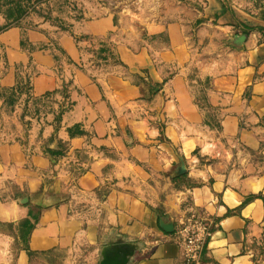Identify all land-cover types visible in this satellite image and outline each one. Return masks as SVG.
Listing matches in <instances>:
<instances>
[{
    "label": "crops",
    "instance_id": "0c3cea01",
    "mask_svg": "<svg viewBox=\"0 0 264 264\" xmlns=\"http://www.w3.org/2000/svg\"><path fill=\"white\" fill-rule=\"evenodd\" d=\"M123 1L0 32V90L29 74L41 108L25 141L0 140V264H98L117 245L128 264H264V0ZM100 41L127 71L92 68ZM190 205L211 231L198 263L175 232Z\"/></svg>",
    "mask_w": 264,
    "mask_h": 264
},
{
    "label": "rangeland",
    "instance_id": "374dc122",
    "mask_svg": "<svg viewBox=\"0 0 264 264\" xmlns=\"http://www.w3.org/2000/svg\"><path fill=\"white\" fill-rule=\"evenodd\" d=\"M76 1L78 0H50L48 2H43L36 5V8L30 7L27 13V16L22 21V25L24 27H32L37 25L40 21L49 22L52 26L59 27V20L63 19L67 23L80 13L78 11ZM134 0H127L121 3L122 7H127L132 4ZM160 0H154V4H157ZM136 2V1H134ZM140 2V5L143 1ZM75 5V6H74ZM33 8V9H32ZM45 17H49V19L45 20ZM7 25L6 18L3 12L0 10V32ZM1 58V53H0ZM92 68L106 71L114 66L107 67H99L98 65L92 64ZM1 59H0V73H1ZM25 96L26 98H23ZM7 97L14 98V102L12 105L9 104L8 101H5ZM31 97H28L26 94H6L2 90H0V140H21L25 141V138L28 137L29 129H30V117L34 113H39L38 109H41L37 103H32L30 100ZM43 109V107H42ZM12 226L7 224H0V231L2 230H11ZM64 254L59 252L57 253V257L53 260L49 258H40L34 259L32 264H65L64 263Z\"/></svg>",
    "mask_w": 264,
    "mask_h": 264
},
{
    "label": "trees",
    "instance_id": "16d2710c",
    "mask_svg": "<svg viewBox=\"0 0 264 264\" xmlns=\"http://www.w3.org/2000/svg\"><path fill=\"white\" fill-rule=\"evenodd\" d=\"M50 0H0V10L3 12L7 25L3 28L2 31L11 28V27H22L25 28L22 25V21L27 16V13L29 11L30 7L36 8V5L48 2ZM32 8V9H33ZM76 19L82 18V15L80 13L75 15ZM49 19V17H45V20ZM59 27L61 30H68L71 27V23H67L65 20L61 19L59 20ZM89 61L92 62L94 65H98L99 67H107V66H120L124 69V71H127V66L120 60L117 53L114 52L112 44L107 41H100L96 47H91L89 49ZM138 81H145L144 77H142L139 74L133 75ZM18 83H17V90L18 94L23 95L26 94L28 97H31L30 90H31V77L29 74L22 75L21 73H18ZM210 79L207 78L205 80L206 86L209 85ZM61 92L64 93V95L68 96V84H63L62 88L60 89ZM199 104L202 107H208L210 108V104L207 101V97L205 95H201ZM5 101H8L10 105L13 104L14 98L7 97ZM70 106V105H69ZM69 107L63 108L58 116V120L60 119L61 115L67 110ZM70 133L74 134L72 129H70ZM56 155H61V151H52ZM84 172V168H80L77 170L76 175H80ZM185 175L180 176L178 178H174L176 182L180 180H184ZM34 219V221L32 219ZM38 220L37 214H31L30 217L27 219H24L23 221H20L18 223L19 229L22 231L23 229L27 232H30L34 226L36 225V222ZM5 224V223H0ZM9 226L13 227V224H7ZM57 253L59 251H50L47 253V256L43 258H49L50 260H53L57 257ZM30 256H33V253L30 251ZM34 261L32 257V262Z\"/></svg>",
    "mask_w": 264,
    "mask_h": 264
},
{
    "label": "built area",
    "instance_id": "2783aa9c",
    "mask_svg": "<svg viewBox=\"0 0 264 264\" xmlns=\"http://www.w3.org/2000/svg\"><path fill=\"white\" fill-rule=\"evenodd\" d=\"M175 232L178 236L182 254L187 262H200L202 252L211 235L204 211L191 205L185 216L180 218Z\"/></svg>",
    "mask_w": 264,
    "mask_h": 264
},
{
    "label": "water",
    "instance_id": "95a60500",
    "mask_svg": "<svg viewBox=\"0 0 264 264\" xmlns=\"http://www.w3.org/2000/svg\"><path fill=\"white\" fill-rule=\"evenodd\" d=\"M181 168V167H180ZM184 173V166L178 174ZM163 228L167 231L174 230L173 223L162 224ZM133 251H129L126 245H117L106 247L103 251V259L98 264H128L129 256Z\"/></svg>",
    "mask_w": 264,
    "mask_h": 264
}]
</instances>
